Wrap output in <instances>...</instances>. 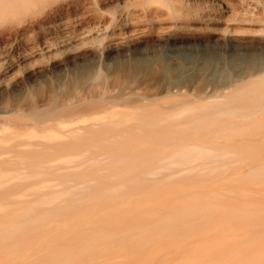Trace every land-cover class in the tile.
Wrapping results in <instances>:
<instances>
[{
	"label": "bare ground",
	"instance_id": "1",
	"mask_svg": "<svg viewBox=\"0 0 264 264\" xmlns=\"http://www.w3.org/2000/svg\"><path fill=\"white\" fill-rule=\"evenodd\" d=\"M76 1L0 30V264H195L212 232L222 264H264V194L227 185L264 182V0ZM85 12L103 27L61 32Z\"/></svg>",
	"mask_w": 264,
	"mask_h": 264
},
{
	"label": "rangeland",
	"instance_id": "2",
	"mask_svg": "<svg viewBox=\"0 0 264 264\" xmlns=\"http://www.w3.org/2000/svg\"><path fill=\"white\" fill-rule=\"evenodd\" d=\"M80 2V0H78ZM76 0H41L36 3L35 6H32L30 9H25L21 10L19 13H14V14H8L4 17L0 18V30L1 28H4L7 24V26L10 25L13 26L12 24H17L21 23L22 25L25 20L27 19L28 21H31V23H37L38 21H42L44 18H46L50 13H55L57 8L61 9V12H67L71 11L72 9L75 8ZM106 12V11H105ZM108 16V13L105 14L104 16H94L93 12H85L84 17H77V15L71 13V26L70 27H65L62 26L61 32H73L75 34H87L89 30H93L95 28H101L100 26L103 27V23H105V18ZM24 21V22H23ZM26 21L25 23H27ZM4 26V27H3ZM6 26V27H7ZM104 30V29H102ZM32 33H29L28 37L24 39V43H30L34 41L35 39L38 38V34H34L33 31ZM103 36V35H101ZM105 36V35H104ZM94 44L96 42L93 41H88V42H80L77 45V49L81 51H86L90 52L94 48ZM64 59V56L60 55L57 57V62L60 64L57 66V68L50 67L46 63H42V59L38 61V66L42 71L40 73H37V78L36 81L33 79L31 82L35 85L39 83V85L42 87V83L44 84H55L57 77L60 76L61 72L65 68H73L72 65H66L62 61ZM78 66L82 67L85 66V61L83 60H78ZM254 132H247L245 135H253ZM264 138V130L260 134L258 138H255L254 140H259ZM238 138L236 137H226L223 140L227 142H233L236 141ZM197 141H200L201 139H195ZM253 140V139H252ZM235 149V148H232ZM245 164L242 163H237L234 165L235 167H243ZM237 172H230L226 171L223 172L222 175L228 176L232 174H236ZM215 183H222V181H216ZM227 185L233 187V188H238L241 193L247 194H253L254 196H257L260 193L264 194V182L262 183H244L240 184L238 182H229ZM214 234V232H212ZM210 234L209 236L212 235V238H209L208 240H204L203 236L204 235H197L194 236L193 239H188V242L186 243L187 245L182 248V253L183 257L184 255H189L191 258L197 260L195 261V264H222L224 259H220L216 257L217 254V248L219 247L218 243L221 241L219 240V237H215V235ZM243 233L236 232L234 233L235 238H241ZM35 246L33 244H29V246ZM31 251H24L22 254L27 255ZM180 257L175 258V262L180 261L182 255L179 254ZM189 259V258H188ZM104 263L100 264H140L138 261H127L125 258L122 256L114 257V256H108V258H105Z\"/></svg>",
	"mask_w": 264,
	"mask_h": 264
}]
</instances>
